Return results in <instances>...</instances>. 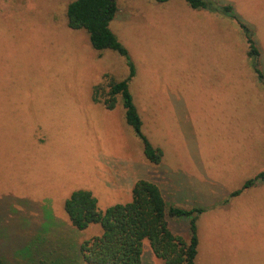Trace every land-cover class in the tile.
<instances>
[{"label":"rangeland","instance_id":"obj_1","mask_svg":"<svg viewBox=\"0 0 264 264\" xmlns=\"http://www.w3.org/2000/svg\"><path fill=\"white\" fill-rule=\"evenodd\" d=\"M72 1L0 0V260L84 264L80 246L102 228L73 227L66 200L90 191L105 211L146 180L168 206L204 210L196 264H264V179L243 190L264 173V82L238 23L254 32L264 74V0H214L237 20L184 0H116L110 28L128 60L68 27ZM129 63L159 164L145 157L121 97L105 106L108 83L125 80ZM169 222L189 239V217ZM142 264H161L148 240Z\"/></svg>","mask_w":264,"mask_h":264},{"label":"trees","instance_id":"obj_2","mask_svg":"<svg viewBox=\"0 0 264 264\" xmlns=\"http://www.w3.org/2000/svg\"><path fill=\"white\" fill-rule=\"evenodd\" d=\"M165 3L170 0H153ZM193 10H205L210 13L229 16L237 20L232 5H222L214 0H184ZM118 12L116 0H73L67 8L68 27L72 30H86L91 46L102 52L111 50L129 59L124 45L110 28ZM248 43V56L254 61L253 67L259 79L264 82V74L259 68V49L254 41V32L238 21ZM130 74L122 81L108 83V98L105 106L113 110L117 97H121L125 109V118L137 136L143 141L144 155L154 164H159L163 151L155 148L142 133V121L134 103L129 83L135 76V68L129 63ZM103 87L94 89L93 99ZM98 94V95H97ZM264 179V173L246 182L243 190L252 188L257 181ZM242 190L232 196L240 195ZM70 223L79 231L93 224L100 225L102 234L85 240L80 246L84 264H142L143 243L148 240L156 258L162 264H196L199 247L197 221L203 209L168 206L159 187L146 180L138 181L132 191V200L126 204H116L105 211L98 206L95 195L86 190L73 192L64 205ZM190 218V236L186 240L175 235L169 219ZM0 264H4L0 260Z\"/></svg>","mask_w":264,"mask_h":264},{"label":"crops","instance_id":"obj_3","mask_svg":"<svg viewBox=\"0 0 264 264\" xmlns=\"http://www.w3.org/2000/svg\"><path fill=\"white\" fill-rule=\"evenodd\" d=\"M158 259V258H157ZM159 260V259H158ZM160 261V260H159ZM161 262V261H160ZM162 264V263H161Z\"/></svg>","mask_w":264,"mask_h":264},{"label":"water","instance_id":"obj_4","mask_svg":"<svg viewBox=\"0 0 264 264\" xmlns=\"http://www.w3.org/2000/svg\"><path fill=\"white\" fill-rule=\"evenodd\" d=\"M112 1H114V0H112Z\"/></svg>","mask_w":264,"mask_h":264}]
</instances>
